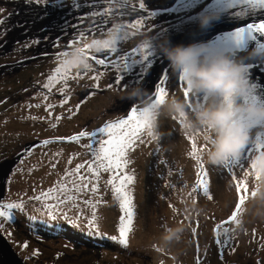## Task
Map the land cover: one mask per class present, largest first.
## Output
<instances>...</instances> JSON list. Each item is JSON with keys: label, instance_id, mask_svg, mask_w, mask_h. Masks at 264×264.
Wrapping results in <instances>:
<instances>
[{"label": "rangeland", "instance_id": "374dc122", "mask_svg": "<svg viewBox=\"0 0 264 264\" xmlns=\"http://www.w3.org/2000/svg\"><path fill=\"white\" fill-rule=\"evenodd\" d=\"M132 2L139 4L142 0ZM153 3L155 7L165 9L170 4L176 5L171 9L172 18L178 19L181 15L189 13L185 10L187 3L183 0H153ZM188 3L192 5L193 10H204V0H188ZM73 4L74 0H42L41 4L27 0H0V9H3L0 13V20H3V24H0V42L5 40L2 39L3 30H9L11 27H14V36L18 38H24L26 34L31 35V46L26 54L28 57L18 61L22 67L15 69L12 76H0V203L18 202L21 199L28 201L29 197L55 186L64 178L66 170L91 159L88 150L82 147L88 143L87 138H82L79 142L50 139L53 142L48 145H43L42 140L28 144L26 148L24 142H30L37 137L64 136L76 131L92 132L122 114L126 104L130 102L124 100L121 107L122 100L116 93L122 89L115 85L109 88L107 75L123 76L125 63L131 64L130 68L135 66L132 61L149 50L143 47L139 38L145 39L144 35H149L156 29L158 26L154 23L155 16L163 14L162 11H157L155 16L149 14L148 19L144 18L143 27H127V38L121 41L117 52L111 53L109 50L103 55L90 54L97 59L112 58L110 61L120 65L119 68L114 67L112 63H108L107 67L96 65L95 61L90 59L94 65L91 71L86 74L81 72L80 76L73 72L71 75L75 79L69 78L67 90L63 94L59 92V89L64 87L63 81L55 84L49 94L48 90H42V85L59 66L55 53L64 50L63 42L74 30V24L62 27L58 25L63 22L62 16L69 17L70 13L74 15L75 8H87ZM68 6L70 13L67 15L64 10H68ZM41 9H45L46 13L42 14L45 10ZM88 9L100 8L95 5V8ZM213 9L210 6L209 12H213ZM34 13L41 18L43 15L47 18L51 16L50 21L56 18L54 16H58V21L49 27L42 19H33ZM141 15L146 13L134 15V18ZM172 18L161 23L172 25ZM130 20L123 22L127 25ZM32 22H35L36 27L31 26ZM140 30H143L142 34ZM12 35L11 32L9 38ZM99 35L97 32L94 35L89 34L88 37ZM56 39L62 42L58 49L52 47V42ZM192 40H196L195 37ZM34 41L39 43H33ZM20 44L22 42L18 40L17 45ZM133 48L140 51L134 56H127ZM44 53L50 55L45 56ZM96 75H100L99 87H102V90L90 89L97 84V81L92 79ZM258 77L262 82L256 80ZM136 78L128 75V79ZM253 81L260 86L258 94L264 96V76L256 75ZM122 83L128 81L123 80ZM164 88L166 97H182L185 85L173 81V84L169 83ZM41 91L43 95H38ZM89 91H94L95 95L85 99ZM44 95H48L47 101L44 100ZM65 97L68 102L61 106ZM29 104H40V107L29 108ZM48 104L53 107L48 108ZM137 110L139 111V107ZM127 116L128 114L123 119ZM53 124L56 127H52ZM146 131L141 133L144 142L136 141L134 150H129L127 158L130 163L125 169L135 176L134 184L129 186L135 215L127 247L109 239L112 236L119 237L120 217L123 213L118 199L110 188L106 189L105 186L110 173L102 172L99 181L100 192L95 199L100 200L96 214L97 225L103 235L89 234L88 220L91 217L87 210L85 215L77 220V224H69L62 218L52 220L45 210L37 211L40 203L31 201L25 212L14 210L13 221H0L3 223L0 228V264H5L1 259L4 252L17 264H197L198 259L200 264H264V219L245 211L251 192L257 184L255 177L252 175L246 178L249 198L238 217L240 224L237 226L232 222L226 225L230 230L234 229L229 233L233 237L231 248L235 250L232 251L215 242L216 225L228 220L238 203L236 179H245L239 165L214 167L207 164L205 152L210 146L202 139L203 134H185L180 120L162 115L159 119L157 140L148 137ZM256 134L264 140V128L257 129ZM193 141L197 145L199 160L192 155ZM21 147L24 148L23 152L14 157ZM29 148L33 150L25 155V150ZM250 148L255 154V145ZM249 161L250 158L241 159V163L251 170ZM204 171L208 173L207 177L203 178L209 183L212 199H208L202 191L188 195L202 178ZM84 198H87V194ZM33 204L35 207H32ZM80 206L83 207V204ZM64 210L67 211V208ZM33 215L36 216L35 220L30 219ZM68 215L76 218V209L73 208ZM176 226L184 227L180 242L168 248L160 247L165 228ZM193 228L196 229L195 233ZM220 239L223 240L224 236L221 235ZM25 244L27 247H24Z\"/></svg>", "mask_w": 264, "mask_h": 264}, {"label": "clouds", "instance_id": "9594fccd", "mask_svg": "<svg viewBox=\"0 0 264 264\" xmlns=\"http://www.w3.org/2000/svg\"><path fill=\"white\" fill-rule=\"evenodd\" d=\"M90 1H76L73 5H89ZM216 2L204 0V10L196 14L194 22L201 32L214 26L217 31L230 25L246 26L248 20L244 16L237 18L227 14L222 17V13L216 12ZM130 5L137 3L131 2ZM210 6L214 8L213 12H209ZM86 11L92 10L75 8L74 16H81ZM261 16L264 18V12ZM116 18L103 35L87 37L68 50V54L59 60L61 69L70 73L89 72L94 67L90 54L103 55L109 50L118 49L127 35L126 23L119 19L127 17ZM62 19L63 22L58 26L75 24L79 20L66 16H62ZM219 23L222 24L219 26ZM141 43L153 55L168 61L171 71L183 81L188 92L185 95L184 90L182 97L171 95L155 101L142 84H136L125 86L116 93L121 100H129L134 106H139L142 119L146 121L147 129L154 138L158 139L159 119L162 115L180 120L185 134H203L202 139L210 146L205 152L206 163L214 167L239 161L246 156L250 146L264 143L256 134L257 129L264 128V96L258 94V84L252 80L251 75L254 62L264 63V47L256 44L243 48H222L199 40L188 44H173L167 35L145 37ZM81 48L90 51L81 52ZM249 167L254 177L259 176V181L253 189L255 195L250 196L245 211L264 219V149L255 152ZM183 232V226L165 228L160 247L168 248L179 243Z\"/></svg>", "mask_w": 264, "mask_h": 264}, {"label": "snow or ice", "instance_id": "6c2138e0", "mask_svg": "<svg viewBox=\"0 0 264 264\" xmlns=\"http://www.w3.org/2000/svg\"><path fill=\"white\" fill-rule=\"evenodd\" d=\"M27 2H35L36 4H41L42 0H27ZM75 3V0H74ZM97 3H102L105 5L102 9L94 10L88 14L82 16L81 24L87 22L86 27H81L80 25H74L73 32L69 38L63 42L64 50L58 51L55 53V59L60 60L61 57L68 54L70 50L75 45L79 44L82 39H86L89 34H96L99 32L100 35H103L109 27H107L110 22L114 21L116 17H131L133 13H136L137 9L135 6H130L131 0H97ZM223 9L222 13L226 12L227 9L235 7L237 4L242 5H252L254 8L264 7V0H222ZM114 5H118L119 11L114 8ZM79 7V5H77ZM139 9H146V4L143 2L139 3ZM3 12V9H0V13ZM247 13H238L237 15H246ZM152 16H155L156 13L152 12ZM88 17H92L91 20H88ZM144 17L138 16L132 18L129 23H127L128 28L135 29L137 27H143ZM0 24H3V20H0ZM257 34H260L259 36ZM232 44L231 47H247L250 41L257 42V45L264 47V20L259 21L258 23H247L246 27L235 26V30L228 33ZM127 38V35L123 40ZM122 40V41H123ZM33 43H39V41H34ZM61 41L59 39L53 40L52 47L58 49L61 47ZM27 46V45H26ZM81 52H88L90 50L86 48H81ZM140 50L133 48L130 53H127V56H134ZM111 53L117 52V49L110 50ZM43 55L48 56L49 53H44ZM153 56L150 51H147L143 54L142 59L133 60L132 64H142L144 61H149V57ZM91 60H94L96 65H101L107 67L108 63H112L114 67L119 68L120 65L116 64L114 61H110L108 57L97 59L93 55H89ZM255 65L257 62H254ZM132 65L125 63L123 67L130 68ZM264 66V65H262ZM70 72H64L60 66L56 67L54 74L49 75L47 82L42 85V90H48V93L51 94L52 87L55 84L64 82V87L59 89V92L63 94L67 90V81L69 78L75 79ZM86 74V73H85ZM76 76H80V73H76ZM92 79L97 81L96 88L99 89V79L100 75L93 76ZM168 79L167 73H165L164 79L160 81V85L164 84V80ZM124 77L122 75L114 78L113 82L108 85L109 88H112L114 85L117 88L124 89L125 86H128L127 83H122ZM182 81V80H181ZM133 83H139V81H134ZM160 85L155 86V101H161L166 97V89ZM258 88L260 87L257 85ZM185 95L188 94L187 90L184 92ZM38 95H43V91L38 92ZM95 95L94 91H89L87 93L88 97ZM48 95H44V100L47 101ZM68 102V98L65 97L61 101V106ZM40 107V104L31 105L28 107ZM48 108H52V104L47 105ZM71 111V110H69ZM127 111V109H126ZM51 115V113H50ZM35 119V117H33ZM59 119V118H58ZM52 127H56L55 124ZM146 131V135L151 137L152 140H157L154 138L147 129V123L142 119V112L139 109L137 110L136 106H130V112L126 119H120L117 123H108L103 127H99L95 131L87 132L81 131L78 134L72 135L70 137L57 138L60 141H69V142H79L82 138H87L88 143L82 145L85 149L88 150V154L91 156V159L83 163H79L75 168L71 170H66L64 178L61 181H58L55 186L52 188L41 191L38 195H34L28 198V201L23 199L18 202H10L7 204L0 203V221H13L15 211L23 213L27 210V205L31 201H36L40 203V208L37 211L45 210L46 214L52 219L57 220L62 218L67 221L69 224H77V220L80 217L85 215V211H88V215L91 217L88 220V228L90 230V235H103L100 233L97 225V214L96 209L100 203L99 199H95L97 194L100 192L99 181L101 178V173H110V178L105 182L106 189L110 188L113 194L119 201V207L122 210V215L120 217L119 224V237L112 236L109 239L113 242L119 243L121 246L127 247L129 243V233L132 231L133 219H134V205L132 191L129 187L135 182L134 174H129L125 169L130 163V160L127 158L129 150H134V145L136 141L143 143L141 139V133ZM53 141L45 139L42 141L43 145H48ZM36 146H33V148ZM33 148L26 149L24 154H30ZM264 149V143H258L255 145V152L257 150ZM159 151V149H157ZM198 149L195 141L192 144V155L199 160L200 157L197 155ZM59 155V153H57ZM254 155L253 149L250 148L247 151V155L243 158L244 160H251ZM22 162V161H21ZM161 163H166L161 161ZM71 164V160H69ZM238 164L239 168L243 171V176L245 179H236V188L239 193L238 203L236 204L235 210L228 220L220 222L216 225L217 236L215 242L218 245L226 246L230 250L234 251V248H231V241L233 237L229 235L230 231L234 229H229L226 225L235 222L238 226L240 224V219L238 218L246 203L249 192V186L247 183L248 177L252 176V170H249L245 167L244 163H241V160L231 162L228 165ZM55 167V164L52 165ZM84 170V171H82ZM207 171L202 173V178H200L196 186L191 189L188 195H192L198 191L208 198L212 199L209 190V183L203 177H207ZM256 181H259V176L255 177ZM91 185V187H90ZM187 185L185 184L184 187ZM87 194V198L84 196ZM251 195L254 196L255 192H251ZM195 202V198H194ZM81 203L83 207H81ZM35 207V204L32 205ZM67 208V211L64 209ZM73 208L76 209L77 216L76 218H71L68 215V212ZM31 220H35L36 216L33 215L30 217ZM198 224V221H197ZM3 227V223L0 222V228ZM94 230V231H93ZM193 233L196 232V229H192ZM223 235L224 239L221 240L220 236ZM27 247V244L24 245ZM37 254H39L37 252ZM197 264H200L199 259Z\"/></svg>", "mask_w": 264, "mask_h": 264}, {"label": "flooded vegetation", "instance_id": "af4514ba", "mask_svg": "<svg viewBox=\"0 0 264 264\" xmlns=\"http://www.w3.org/2000/svg\"><path fill=\"white\" fill-rule=\"evenodd\" d=\"M183 1L187 3L185 10L189 11V13H185L184 15H181V17H179L178 19H176L175 17L174 18L171 17V12H172L171 9H173L176 6L173 4L168 5L165 9L164 7L163 8L155 7V3H153V0H143V2L146 4V9L144 10L139 9V5H130L129 7L135 6L136 9L139 10L140 12L146 13V15H143L145 19H148V15L151 14L152 12L158 13L157 11H162L163 13L161 16H155L156 18L154 19V23L157 24L156 26L158 27L154 29L152 32H150L149 35H144L143 36L144 38L163 37L167 35L171 38L173 44H179V43L188 44L193 41L188 37L194 35L196 40L198 39L199 41L210 42L213 46H217V47L228 48L229 45L232 44V41L230 40L228 33L234 31L236 25H230L223 30H218L217 32H213L211 30H208L206 32H201L197 23L194 22L196 19V14L201 12L198 10H193L192 5L188 3V0H183ZM96 2L97 1L91 0L89 5L84 4L83 6H87V9L95 8V5L100 6V8L105 7V5H103L102 3L97 4ZM214 5L217 6L216 12L222 13V9L224 6L222 0L219 2L217 1L216 3H214ZM114 8L117 11L121 10L119 9L118 5H114ZM263 12H264V7L257 6L254 8L252 5L237 4L235 7L229 8L226 10V12L222 13V17L226 16L227 14H232V16L237 18L244 16L246 20H248V23H258L259 21L264 20V18H262L261 16V13ZM238 13H247V14L237 15ZM168 18L174 19L172 21L173 22L172 25L161 23L162 21H165ZM119 20L122 21L123 19H119ZM112 22H110L109 25H111ZM221 24L222 23H219V26ZM109 25L107 27H110ZM237 26L246 27V26H242L241 24ZM148 28H150V26H148ZM14 31H15L14 27H11L9 30L7 29L3 30L2 39L5 40L0 42V76H12V73L15 69L22 67L18 64V61L28 57V55L26 54L31 46V44H29L31 40V37L29 36L31 35L26 34L24 38L22 37L18 38L14 36ZM11 32L13 35L11 38H9ZM139 32L142 34L143 30H140ZM257 35L259 36L260 34ZM18 40L21 41L22 44L17 45ZM141 41L142 40H140L139 38V42ZM256 44L257 42L250 41L248 46H252V45L254 46ZM148 51H150V49ZM14 53L16 54V56H14ZM142 56L137 57L136 60L142 59ZM111 59L112 58H110V60ZM134 65L135 66L133 68L122 69L124 80L128 81L127 84L129 85H135V83L133 82L138 80L139 83L137 84H142L143 88L147 89L152 97H155V86L160 85V81L164 79L165 73H167L168 79L164 80V84L160 86L166 87L169 83L173 84V81L183 83V81H181L177 75L173 74V72L169 67L168 61L163 57L153 55L149 57V61H144L142 64H134ZM262 65H264V63L258 62L252 68L251 70L252 80L256 75L264 76V66ZM128 75H133V77H137V78L134 80L128 79ZM117 76L120 75L119 74L107 75L108 80L110 81L109 84L112 83L114 78ZM256 80L262 82V79L260 77L256 78ZM123 102L124 100H122L121 107L123 105ZM129 102L131 104L130 103L126 104L125 111L122 112V114H120L122 118L126 116L125 115L126 109H128L130 105H134L132 101ZM28 144H31V141L30 143L28 141L24 142V148H26ZM21 148L22 149L19 150L14 155V157H16L18 153L21 154L23 152L24 148L23 147Z\"/></svg>", "mask_w": 264, "mask_h": 264}, {"label": "bare ground", "instance_id": "6f19581e", "mask_svg": "<svg viewBox=\"0 0 264 264\" xmlns=\"http://www.w3.org/2000/svg\"><path fill=\"white\" fill-rule=\"evenodd\" d=\"M41 10H45V9H41ZM64 12H65V14H69L70 13V9H68V10H64ZM46 13V10H45V12H43L42 11V14H45ZM35 14V17H33V19H38V21H40L41 19H42V21H44L46 24H47V26H49V27H52V25H53V22H57L58 21V16H54V17H56V18H53V20L52 21H50V17L51 16H49L48 18L46 17V15H43V17L41 18V17H39V15H37L36 13H34ZM71 15L73 16V18H71ZM79 16L80 15H73V13H70V16L68 17V18H70V19H74V18H79ZM90 19H92V17L90 18V17H88V20H90ZM60 20H61V17H60ZM87 22L88 21H85V23L84 24H87ZM23 24H25L24 23V21H23ZM84 24H81V19H79V21H77L74 25H80L81 27H83V26H85ZM73 25V26H74ZM31 26H35V22L33 23H31ZM45 26V25H44ZM46 26V27H47ZM36 27V26H35ZM60 27H62V26H60ZM39 28V27H38ZM70 28V27H69ZM38 34V33H37ZM193 37H194V35H191V36H189L188 38H190L191 40L193 39ZM198 40V39H197ZM187 41V40H186ZM1 259L3 260V262L6 264H17L14 260H12V258H11V256L8 254V253H3V254H1Z\"/></svg>", "mask_w": 264, "mask_h": 264}, {"label": "water", "instance_id": "95a60500", "mask_svg": "<svg viewBox=\"0 0 264 264\" xmlns=\"http://www.w3.org/2000/svg\"><path fill=\"white\" fill-rule=\"evenodd\" d=\"M63 8V7H62ZM91 89H97L96 88V86H93V87H91ZM81 131H76V132H73V133H71V134H68V135H64V136H47V137H43V138H37V139H33L32 141H31V144L32 143H36V142H39V141H42V140H45V139H48V140H50V139H57V138H64V137H70V136H72V135H75V134H78V133H80ZM30 143V142H29ZM18 156V155H17Z\"/></svg>", "mask_w": 264, "mask_h": 264}]
</instances>
